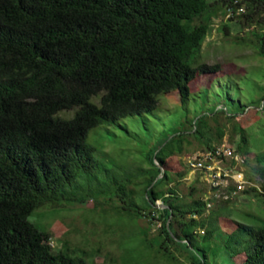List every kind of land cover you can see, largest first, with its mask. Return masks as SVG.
Instances as JSON below:
<instances>
[{"label": "trees", "instance_id": "trees-1", "mask_svg": "<svg viewBox=\"0 0 264 264\" xmlns=\"http://www.w3.org/2000/svg\"><path fill=\"white\" fill-rule=\"evenodd\" d=\"M234 1L245 22L264 11V0H243L248 14L242 0H219L225 11ZM214 4L0 0V264H87L83 252L54 250L49 235L28 217L46 206L86 204L90 195L119 197L116 187L132 178L102 180L108 170L86 143L87 135L100 125L151 114L159 95L176 91L184 102L192 81L220 70V64L195 62L211 28L204 16ZM258 40L264 57V32ZM262 104L264 109V97ZM67 111L73 114L59 115ZM194 126L191 135L201 137ZM237 130L235 149L246 158V135ZM216 148L206 144L210 151ZM163 151L149 158L141 194L130 190L112 208L136 229L131 242L120 239L119 264H264V221L252 226L233 220V230L223 231L219 219L230 214L220 213L225 206L207 212L214 197L192 193L186 201L176 188H164L171 175L163 168ZM254 161L253 167L247 158L243 162L248 181L257 184L245 193L264 205V153ZM233 192L235 187L226 203ZM140 219L145 226L137 225Z\"/></svg>", "mask_w": 264, "mask_h": 264}, {"label": "rangeland", "instance_id": "rangeland-1", "mask_svg": "<svg viewBox=\"0 0 264 264\" xmlns=\"http://www.w3.org/2000/svg\"><path fill=\"white\" fill-rule=\"evenodd\" d=\"M207 1L216 4L204 16L211 28L195 62L220 64V70L192 81L184 102L176 91L162 94L151 114L129 117L115 125H100L89 131L86 143L95 148L97 161L108 170V175L106 172L100 178L108 181L110 177L128 176L132 178L131 183L117 186L119 197L114 200L90 195L86 204L61 203L57 207L36 209L28 221L49 235V244L54 250L66 248L69 254L83 252L87 264H119L120 239L131 242L136 229L133 222L112 208L121 205L120 197H127L130 190L141 194L146 179L143 171L151 167L149 158H154L161 149L165 157L163 168L171 175L164 188H176L186 201L192 193L202 194L204 200L214 197L212 204L208 202L206 206L207 212L225 206L220 213L230 214L219 219L223 231L233 230L235 221L252 226L263 223L261 198L245 193V188L257 187V184L248 181L249 168L243 162L247 158L249 167H253L255 157L264 153V57L258 54V36L264 32V25L258 22L264 21V11L251 22H245L242 16L226 19L225 8L219 0ZM242 5L248 14L243 0ZM197 23L199 20L194 21ZM72 114L73 111H67L59 115L70 117ZM192 124L201 137L191 135ZM237 129H243L246 135V158L235 149L239 143ZM207 143L212 148H231L238 157L234 162L229 157L213 159L206 170L192 167L190 161L209 150ZM155 164L158 163L155 161ZM223 172L230 176L220 177ZM234 186L239 189L233 192V201L226 203L227 192ZM93 190L95 194L96 186ZM157 205L161 206L160 201ZM137 225L146 224L140 219ZM156 228L154 225L152 232ZM182 256L181 260L185 261V255ZM242 260L243 257L235 259L237 263Z\"/></svg>", "mask_w": 264, "mask_h": 264}, {"label": "built area", "instance_id": "built-area-1", "mask_svg": "<svg viewBox=\"0 0 264 264\" xmlns=\"http://www.w3.org/2000/svg\"><path fill=\"white\" fill-rule=\"evenodd\" d=\"M233 3L234 4L232 6L226 8V11H225L226 19H229L234 16H238L243 12L242 6H239V7L237 6V1H234ZM234 154H236V152H234V150H232L231 148L220 149L219 147H217L214 151L207 150L203 156H199L198 158H195L194 160L190 161V165L192 167H195V166L201 167V169L206 170L207 168H210L211 163H212L211 161H213V159L229 157L231 158V161H233L236 157H238ZM227 175L228 177L230 176L229 173ZM227 175H225V173L223 172V174L221 173L220 177L223 176L225 179ZM237 186L240 187L239 184ZM237 186H234L236 190L239 189V187ZM157 207H160V206L157 205Z\"/></svg>", "mask_w": 264, "mask_h": 264}, {"label": "water", "instance_id": "water-1", "mask_svg": "<svg viewBox=\"0 0 264 264\" xmlns=\"http://www.w3.org/2000/svg\"><path fill=\"white\" fill-rule=\"evenodd\" d=\"M161 170L164 171L163 168H161ZM160 207L162 208V207H164V206H160Z\"/></svg>", "mask_w": 264, "mask_h": 264}]
</instances>
